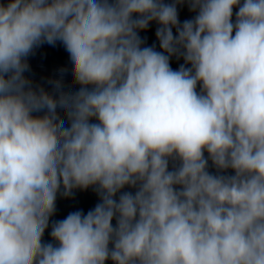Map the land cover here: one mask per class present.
Masks as SVG:
<instances>
[{
  "label": "clouds",
  "instance_id": "clouds-1",
  "mask_svg": "<svg viewBox=\"0 0 264 264\" xmlns=\"http://www.w3.org/2000/svg\"><path fill=\"white\" fill-rule=\"evenodd\" d=\"M109 261L264 264V0H0V264Z\"/></svg>",
  "mask_w": 264,
  "mask_h": 264
},
{
  "label": "water",
  "instance_id": "water-1",
  "mask_svg": "<svg viewBox=\"0 0 264 264\" xmlns=\"http://www.w3.org/2000/svg\"><path fill=\"white\" fill-rule=\"evenodd\" d=\"M6 3L7 0H4ZM195 13L188 10L187 5L179 8V19L181 23L186 19H192ZM157 25L153 22L149 29L140 33L142 38H146V46L156 45L157 50L159 49V43L155 37V29ZM175 33V30H173ZM30 64V71L26 72L25 75L28 76L32 81L34 86H43L47 91H52L51 85L48 83L49 79L59 78V70L61 68L68 69V72L64 76L65 90L75 91L79 87L73 83V77L71 75V62L69 55L64 49L63 45L57 42L55 46L44 44L37 48L34 53L29 57L28 60ZM183 63V60H177L175 57L171 59V67L175 70L178 69L179 65ZM199 90V89H198ZM63 115V113H61ZM207 155V154H206ZM215 172V169H209ZM229 174L231 172L229 171ZM123 191H134V189L125 188ZM63 189L58 193L56 201V215L55 219L62 220L69 213L74 211H83L87 214L89 210H92L97 203H99V197L96 192L92 189H74L72 194L65 197L63 194ZM115 223V221L113 222ZM49 228L45 233V240H48ZM55 243V242H53ZM111 264V261L107 262Z\"/></svg>",
  "mask_w": 264,
  "mask_h": 264
}]
</instances>
